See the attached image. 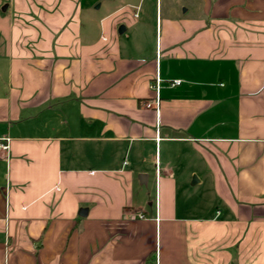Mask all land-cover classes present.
Here are the masks:
<instances>
[{"label": "crops", "instance_id": "obj_1", "mask_svg": "<svg viewBox=\"0 0 264 264\" xmlns=\"http://www.w3.org/2000/svg\"><path fill=\"white\" fill-rule=\"evenodd\" d=\"M2 137L0 264H264V0H0Z\"/></svg>", "mask_w": 264, "mask_h": 264}, {"label": "built area", "instance_id": "obj_2", "mask_svg": "<svg viewBox=\"0 0 264 264\" xmlns=\"http://www.w3.org/2000/svg\"><path fill=\"white\" fill-rule=\"evenodd\" d=\"M161 83H162V80L159 77L158 72L154 73V75L151 79V88L153 89L155 96H154L153 101H149V102L144 103V106L146 108H150V107L156 108V106L158 104V92H159V88H160ZM167 84H168V86L173 87V86L179 85V81L174 80V81L168 82ZM8 142H9L8 137L0 138V150L6 151L8 149Z\"/></svg>", "mask_w": 264, "mask_h": 264}, {"label": "water", "instance_id": "obj_3", "mask_svg": "<svg viewBox=\"0 0 264 264\" xmlns=\"http://www.w3.org/2000/svg\"><path fill=\"white\" fill-rule=\"evenodd\" d=\"M122 31H123V28H120V29L118 30L119 33H121Z\"/></svg>", "mask_w": 264, "mask_h": 264}]
</instances>
